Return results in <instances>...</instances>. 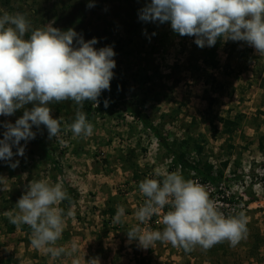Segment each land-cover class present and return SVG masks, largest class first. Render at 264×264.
<instances>
[{"label":"rangeland","instance_id":"374dc122","mask_svg":"<svg viewBox=\"0 0 264 264\" xmlns=\"http://www.w3.org/2000/svg\"><path fill=\"white\" fill-rule=\"evenodd\" d=\"M144 5L145 0H0V16L20 13L27 18L31 29L46 25L62 31L71 28L85 41L97 38L98 42L93 45L96 49L112 46L116 53L113 77L123 86L125 99L145 113L164 138L172 142L188 134H202L206 140L204 156L214 168L221 170V162L227 160L218 192L214 191L209 197L216 202L220 193H227L232 198L241 196L248 205L244 213L248 221L246 239L236 247L224 242L208 250L197 246L191 252L158 241L151 248L138 249L146 253L145 258L151 260V264H264V151L258 146L260 136H264V125L257 122L259 128L254 130L243 123L229 137L222 134L218 121L242 114L248 122L258 111L264 112V88L259 87L264 79V56L257 55L255 49L243 41L229 40L227 46L219 47V69L206 73L220 84L219 87L218 82L213 83L211 88L219 90L215 92L204 83L206 79L211 81L205 72L194 73V69L188 67V60L191 58L194 62L200 52L194 49L197 46L195 37L174 33L168 22L139 20L138 10ZM230 44L237 46L228 61ZM227 63L239 70L238 75H224L223 68ZM255 77L257 83H254ZM89 105L88 121L93 124L90 137H76L68 128L75 119L78 105L70 100L53 102L49 107L52 117L60 120L58 136L49 140L44 125L39 129L33 126L35 138L20 141L25 148L24 155H15L17 149L12 148L11 161L18 160V166L13 169L8 162L0 160V260L12 257L14 264H73L74 259L80 262L96 255L98 264H109V259L111 264L133 262L136 245L131 242L135 241L125 242L129 241L126 235L129 229L139 226L143 230L145 225L135 216L146 200L139 190V183L146 178L162 179L156 175L158 172L178 171L170 163V154L160 148L154 135L127 114L121 104L108 106L107 111H98L99 106L95 107L90 101ZM85 106L86 103L81 109L83 112H86ZM31 107V104L25 105V108ZM23 110H17L11 116L0 115V139L5 131L3 122L15 123ZM211 119L216 134L209 126ZM193 123L195 126L191 125ZM40 142L45 144L50 160L42 156ZM130 151L140 167L138 181H132L130 171H126L127 176L122 175L121 157H127ZM192 157L191 153L187 154L189 160ZM181 175L201 184L199 178L192 177L193 173L184 175L181 172ZM39 180L50 184L62 182L63 187L66 184L76 194L71 206L64 208L66 231L57 241V246L69 251L73 244L77 246L70 256L40 258L38 253L27 252L30 241L23 239L21 232L6 235L4 218L8 219L7 213L15 210L26 186ZM106 196L112 201L108 205L116 210L118 206L124 208L121 223L112 225H119L117 238L113 239L99 234L103 220L108 218L101 217V212L108 206L103 201ZM156 219L160 218L154 215L146 229L159 230L162 226V230V220L155 224ZM96 235L99 236L97 241L94 240ZM85 236L92 240L89 251L84 247L89 242L83 244ZM122 249L130 250L128 257L121 254ZM83 250L88 251V257L81 255ZM80 264L87 263L81 261Z\"/></svg>","mask_w":264,"mask_h":264},{"label":"clouds","instance_id":"9594fccd","mask_svg":"<svg viewBox=\"0 0 264 264\" xmlns=\"http://www.w3.org/2000/svg\"><path fill=\"white\" fill-rule=\"evenodd\" d=\"M91 6V5H89ZM143 22L170 23L174 33L194 36V43L203 48L214 46L217 39L224 42L243 41L264 56V0H150L138 10ZM155 35V33H153ZM97 38L85 41L81 34L69 28L62 31L52 26L31 29L27 18L20 13L0 16V115L11 116L24 109L15 123L3 122V139H0V160L16 168L15 155H24L25 142L34 139L33 126L44 125L48 139L56 138L61 131L60 120L51 115L50 104L73 101L78 108L75 119L68 125L76 137H90L93 124L81 110L85 101L95 107L100 104L102 91L110 90L116 55L112 46L93 47ZM31 104L32 107L25 108ZM104 107L109 106L107 99ZM162 179L146 178L139 183L146 197L135 216L143 224L161 213L162 230L133 227L126 232L129 241H136L148 249L156 242H168L173 247L191 252L197 246L208 250L227 242L236 247L246 239L247 218L243 212L225 215L205 187L194 180L184 179L177 172L156 173ZM62 182L32 181L17 200L16 208L7 213L9 223L17 227L27 225L31 230L30 244L44 250L53 259L72 255L71 251L57 246L65 227L64 210L58 207L70 201ZM71 215V213H69ZM123 206H118L114 223H121ZM73 264H80L74 259ZM87 264H98L93 258Z\"/></svg>","mask_w":264,"mask_h":264},{"label":"trees","instance_id":"16d2710c","mask_svg":"<svg viewBox=\"0 0 264 264\" xmlns=\"http://www.w3.org/2000/svg\"><path fill=\"white\" fill-rule=\"evenodd\" d=\"M150 2V0H145V4ZM229 44V41L225 42L223 44L222 40L217 39V42L214 46L211 47H195L194 49H199V55L198 57L194 58V62H191V58L188 60V67L194 69V73H199L201 71L205 72L206 77H210L211 81L208 82V79L204 80V83L206 85H209L210 88L213 86V83H217L218 81L213 77L210 76L208 71H215L218 70L220 67V62L217 59V54L219 47L222 45L227 46ZM233 46V47H232ZM237 44H230L229 49H227V57L228 61L230 60V57H233L235 54V49H236ZM246 51V50H245ZM244 51L242 52V57ZM191 66V67H190ZM224 69V75H233L236 74L238 75L239 70H236V68H232L229 63L225 65ZM113 71V70H112ZM235 75V76H236ZM194 78H196L195 74L193 75ZM257 77L254 78V83H257ZM263 81V82H262ZM264 79L261 80V84L259 85L260 88H264ZM218 85L220 87V84L218 82ZM123 86L115 80L113 77L110 81V90H105L102 91L100 97L98 98L100 101L99 104V109L98 111H107L108 107H104V100L107 99L109 101V106L112 108L116 104H121L122 108L124 111L129 114L130 116L134 117L146 130H148L150 133L154 135L156 138L158 145L160 148L163 150L167 151L171 156V163L174 167L180 169V174L181 172L184 175L189 174H194L192 177H196L200 179L201 185H209L214 187V191H217L218 183L222 179L223 172L222 169H225L228 165L227 160L222 163L223 168L221 170H217L214 168L213 164L207 159L205 154V144L206 140L202 134H188L186 135L183 139L181 140H173L172 142H169L168 139L164 138L159 131L157 130L156 126H154L153 122L151 119L143 113L140 109H138L136 106H134L130 101H127L125 99V95L123 93ZM212 89V88H211ZM215 92H218L219 90L213 88ZM86 103V108L84 112L87 116V119H90L91 115V107L89 105V101H85ZM89 111V112H88ZM88 113H90L88 115ZM264 116V112H259L258 114L255 115L250 121L245 122V116L242 114H236L233 118L227 117V118H219L218 121L220 125L222 126V134L227 135L229 137H232V135L235 133V131L242 126L243 123H247V126H250L252 129L257 130L259 126L255 123H262L264 125V120H261V117ZM192 126H195V123L191 124ZM256 125V126H255ZM210 128L215 131L214 134L217 133L216 131V126L214 125V121L211 119L209 122ZM190 126H188L189 128ZM263 141H264V136H260L259 138V149L260 151H264L263 147ZM39 146L42 148V156L50 160L51 156L45 149V144L44 143H39ZM191 153L193 155L192 160H189L187 158V154ZM204 157V158H203ZM134 155L133 152L130 151L128 153L127 157H121V163L122 167L121 169L126 172L130 171L132 174V181H138L140 179V167L138 166L137 162L134 160ZM207 159V160H206ZM106 163V162H105ZM124 164V165H123ZM188 172V173H187ZM64 188L67 190L68 195L70 196V201H63L60 203L59 207L64 210L66 207H70L72 204V197L75 196L76 194L74 191L69 188L66 184L64 185ZM218 197L222 196L223 198L221 200L223 201H230L232 202L235 197L232 198V196H229L227 198V193H220L217 195ZM75 201V200H74ZM73 201V202H74ZM66 206V207H65ZM116 208H114L112 205H108L104 211L101 212V216H107L110 219L115 217L116 214ZM164 211L166 212V208H164ZM109 220V219H108ZM106 220L103 222L102 227H101V233L106 234L109 231H117L119 230V225L116 226H110L111 221ZM4 224H5V231L7 234L13 233V231L16 229L17 226L12 225L9 223V220L4 218ZM22 232H25L26 234H30L31 230L27 225H21L18 227ZM155 228V227H154ZM161 227H158L159 230H161ZM67 236V235H66ZM138 264H151L152 261L146 258H141L138 260ZM13 260L12 257H8L5 260H0V264H12ZM156 264V263H154Z\"/></svg>","mask_w":264,"mask_h":264},{"label":"crops","instance_id":"0c3cea01","mask_svg":"<svg viewBox=\"0 0 264 264\" xmlns=\"http://www.w3.org/2000/svg\"><path fill=\"white\" fill-rule=\"evenodd\" d=\"M127 174H128V172H123V174L122 175H126L127 176ZM112 195H116V193H112ZM112 197L113 196H111V199H112ZM103 201H105V203L108 205V204H110L112 201L110 200V198H109V196H106V198H103ZM3 216V215H2ZM4 217V216H3ZM102 217V216H101ZM105 217V216H104ZM104 217H102V219H104ZM107 217V216H106ZM107 220L109 219L110 221H111V224H110V226H112L113 224H114V222H113V219L114 218H112V219H110L109 217L108 218H106ZM108 220V221H109ZM103 222H105V220H103ZM103 222H102V224H103ZM102 224H101V227H102ZM127 227H129V225H127ZM64 231H66V229H64ZM16 232H21V237L23 238V239H28L27 241H30V239H31V233L30 234H26L25 232H22L18 227H16V229L13 231V233H11V234H7L6 233V235H8V236H13L14 234H16ZM64 233V232H63ZM99 234H102L100 231H99ZM115 234L117 235L118 234V230L117 231H109L108 233H106V234H103L102 236H108V238L109 239H113V238H117V236H115ZM65 235V234H64ZM66 237V236H65ZM98 237L99 236H94V240H96L97 241V239H98ZM124 239V238H123ZM122 240V239H121ZM99 241V240H98ZM125 241H127V240H125ZM87 242H89V245L87 244V246H84L86 249H88V251L91 249L90 247H91V243H92V240L91 239H88V238H86V236L84 237V242H83V244H85L86 245V243ZM130 241H127V242H125V244H127V243H129ZM124 243V242H123ZM132 244H134V245H136V247H134V249H135V251L136 250H138L139 248L143 251V249L144 248H141L139 245H138V243L135 241L134 243L133 242H131ZM90 246V247H89ZM29 251H32L31 253H32V255H33V253L34 254H39V256H40V258H44V257H46L47 255H49L50 256V254H47L44 250H36V249H34L32 246H31V244H29V246H28V249H27V252H29ZM84 252L83 253H81V255H83V256H85V257H88V251L87 250H83ZM87 251V252H86ZM122 252H121V254L122 255H125L126 257H128L129 256V252H130V250H121ZM134 251V259H133V262H128V261H126V262H124L125 264H138V260L139 259H141V258H145L146 257V253H144V252H142V251H136L135 252ZM147 252H149V250H147ZM45 255V256H44ZM52 258V257H51ZM93 258H96L97 259V257H96V255H94L93 256ZM13 259V258H12ZM53 259V258H52ZM44 261H46L47 259L45 258V259H43ZM89 260V259H88ZM88 260H86V259H82V260H80V262L81 261H83L84 263H87L88 262ZM98 260V259H97ZM108 263L109 264H111V262H110V259L108 260ZM12 264H14V263H12Z\"/></svg>","mask_w":264,"mask_h":264},{"label":"built area","instance_id":"2783aa9c","mask_svg":"<svg viewBox=\"0 0 264 264\" xmlns=\"http://www.w3.org/2000/svg\"><path fill=\"white\" fill-rule=\"evenodd\" d=\"M171 159H172V156H171ZM171 159H170V163H171ZM177 171L180 174L179 168H177ZM203 186L208 191L209 195H213L214 187L209 186V185H203ZM228 197H229V195L227 196V198ZM216 198L217 199H216L215 204L217 205V208L221 212H223L226 216L232 215V214H238L239 212L245 213V209L248 208V205L246 206L245 202L241 199L240 195L236 196L232 202L221 200L223 198L222 196H220V197L217 196ZM165 208H166V212H167L169 210L168 206H165ZM166 212L163 209V211L161 213L156 214L157 216H159L160 219H156V221H154V223L156 224L157 221H161L162 215ZM143 227H144L143 229L149 228L148 221L145 222V225Z\"/></svg>","mask_w":264,"mask_h":264}]
</instances>
